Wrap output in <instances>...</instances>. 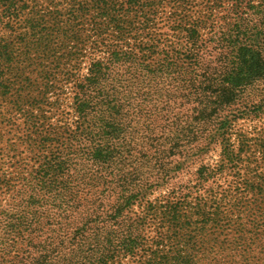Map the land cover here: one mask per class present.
<instances>
[{
    "label": "trees",
    "instance_id": "1",
    "mask_svg": "<svg viewBox=\"0 0 264 264\" xmlns=\"http://www.w3.org/2000/svg\"><path fill=\"white\" fill-rule=\"evenodd\" d=\"M223 1L0 0V118L37 60H92L63 78L75 82L72 128L24 138L39 154L17 180L27 194L1 212L0 264H264V133L232 132L264 118V0L225 13ZM166 9L174 42L160 32ZM132 108L146 113L137 130ZM14 144L0 132L2 159ZM217 148L220 164H203ZM196 164L193 184L151 200Z\"/></svg>",
    "mask_w": 264,
    "mask_h": 264
},
{
    "label": "rangeland",
    "instance_id": "2",
    "mask_svg": "<svg viewBox=\"0 0 264 264\" xmlns=\"http://www.w3.org/2000/svg\"><path fill=\"white\" fill-rule=\"evenodd\" d=\"M222 4L223 7L220 9L221 12H228L231 7V1L224 0ZM169 11L170 9H166L160 13L162 23L159 24V27L161 28L160 32L162 33L163 39H169L171 42H174L176 41L175 38H172L174 29L171 28L169 24L166 26L163 21L166 16L170 15ZM88 27V24H84L85 30L89 29ZM206 33L207 31L201 29L203 37L206 36ZM65 54V52L57 51V55L48 60H37V65L34 66L40 74L44 72L46 78L50 80L49 85L52 90L47 91L46 88H44L45 83L42 82L40 74L38 77L29 75L31 78L29 80L30 83L28 82L26 84L27 86L20 90L22 92L21 98L19 99L20 106L15 109L12 108V105H7L4 111L5 113L0 118V132L4 141L10 140V142L15 143L12 146L15 149L14 152H8V154L5 155V159L0 157V178H6L12 183L9 189L4 188V185L0 183V221L1 212L10 205H13L16 199L14 195L17 194V192L22 193L24 196L27 194L26 187L17 180L19 177H26L29 175L33 169L31 158L39 154V150L37 149L32 152L26 151L24 138L29 137L40 141L41 138L44 137V134L51 131V127H55L56 130L61 129L60 131H62L63 129L67 130L69 127L72 128L74 125L75 118L72 115L71 107L75 95L73 88L75 82L71 83L63 79L66 75L67 77L70 76L74 62L67 61ZM91 61L92 60L87 59L80 64L77 70H73L77 71V73L75 76L73 75L71 79H75L76 81V79L83 77L88 72ZM61 81H65L66 83H61ZM138 111L141 110L132 108L124 111L129 118V121L125 125L135 130L142 127L146 115L144 111L140 113ZM27 117H33V119L37 121V128L32 127L30 122L27 124ZM120 124H122V122H120ZM155 124L157 123L155 122ZM49 125L51 126L50 129H48ZM232 132L233 142L235 141L234 139L237 138V135L240 134L244 135L246 139H253L257 133H264V118L260 120H251L241 116L232 123ZM235 146H238L237 143H235ZM52 149L55 148L51 147L49 150L51 151ZM5 153H7V151ZM220 153V148H217L208 156L204 157L202 163L209 164L212 167L218 166L221 160ZM199 164L192 167L190 171L188 170V172H183L178 175L174 180L170 181L164 189L155 192L151 196V200L161 198L162 195L167 194L177 187L193 184L189 181L195 178L193 173L197 170ZM230 173L231 171H226L217 180L218 185L216 186L217 189H215L217 194L229 191L232 186L229 182L232 179ZM213 186L212 183L207 182L204 184L201 192L203 193ZM259 223L260 225H264V219H260ZM150 235L154 236V233L151 232ZM217 252L220 253L219 251Z\"/></svg>",
    "mask_w": 264,
    "mask_h": 264
}]
</instances>
